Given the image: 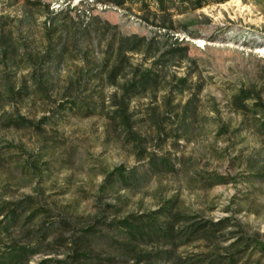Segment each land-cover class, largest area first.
Here are the masks:
<instances>
[{
	"label": "rangeland",
	"instance_id": "374dc122",
	"mask_svg": "<svg viewBox=\"0 0 264 264\" xmlns=\"http://www.w3.org/2000/svg\"><path fill=\"white\" fill-rule=\"evenodd\" d=\"M140 14L92 0H0V204L18 207L0 245L30 243L28 264H264V0L171 15L173 29ZM104 22L158 46L145 61L129 53L132 64L167 85L188 79L180 96L128 102V131L118 102L92 97L96 81L81 111L56 95L81 68L102 67ZM238 92L250 95L246 108L230 105ZM187 102L184 132L172 114ZM151 108L169 120L167 135L149 123ZM19 116L32 124L8 126ZM148 219L158 237H121L125 222Z\"/></svg>",
	"mask_w": 264,
	"mask_h": 264
},
{
	"label": "trees",
	"instance_id": "16d2710c",
	"mask_svg": "<svg viewBox=\"0 0 264 264\" xmlns=\"http://www.w3.org/2000/svg\"><path fill=\"white\" fill-rule=\"evenodd\" d=\"M94 3H100L103 5L114 6L117 8L135 9L139 11L141 17L149 22L155 23L162 28L173 29L171 15L182 14L189 10H195L202 8L208 4L215 2H224L226 0H92ZM92 21H98L97 17H93ZM90 28V27H89ZM101 38L100 42L104 47V55L102 60V67L94 70L87 71V69L81 68L78 74L70 78L67 86L62 90H56V95H60L59 102H71L69 105L72 110L77 106V110L81 111L82 106L77 105L76 102H92L91 96H86L84 93L88 92L91 81H96L97 85L100 86L98 89L91 90L95 93V98L101 97L103 102H118L115 109L119 114L120 124L125 130H130L129 114L126 113L128 102H133L135 99H139L145 96H153L158 93L159 90L164 89L167 95H182L184 90L188 88V79L185 77L176 78V82L171 85L164 84L162 75L158 71H153L152 68H143L141 64H132L128 60V54H140L143 60H149L154 58L158 51V46L154 45L151 41L147 40L143 36L123 35L119 31L117 32L116 26H112L106 22L100 27ZM110 31V32H109ZM89 49L90 46L84 50L78 51L77 55L89 61ZM153 66L160 67L161 69L165 66L161 65L160 60H154ZM123 77V82H118V79ZM47 79V76L40 74L35 81L37 87H42V83ZM110 86L113 87L112 92L103 97L102 87ZM43 88V87H42ZM201 87H198V91ZM250 99V95L247 92H238L233 94V99L230 102L232 107L246 108L245 101ZM101 102V101H99ZM180 106L179 103L176 105ZM236 109V108H235ZM194 113V107L189 106V103H185L183 107L174 112L175 117H179V131H187L188 124L187 119ZM149 123L154 126L156 132L167 135L170 130L165 129L169 120L158 119V113L154 108L148 112ZM9 125H31L32 121L19 116L17 118L7 119ZM264 126V124H261ZM261 129V127H260ZM137 143V140H136ZM165 164L162 168L164 169ZM123 172L120 170L119 172ZM10 202H1L0 204V218H5L4 223L1 224L0 220V234L7 231L8 227H12L11 224L16 223L17 217L16 209L17 206H11ZM42 212L36 210L28 217V220L36 214ZM156 227V230H155ZM121 237L125 241H131L138 243L144 241V239H150L152 237H158L160 234L157 226L153 223V220H142L138 224L125 222L122 230L119 231ZM7 233H10L9 231ZM86 242V240H84ZM30 243H20L18 241H12L7 246L0 245V264H28L29 259L37 253V249L30 248ZM86 249V246H81ZM138 255V254H137ZM143 258L138 257L137 262H142ZM43 260L41 263H46Z\"/></svg>",
	"mask_w": 264,
	"mask_h": 264
}]
</instances>
